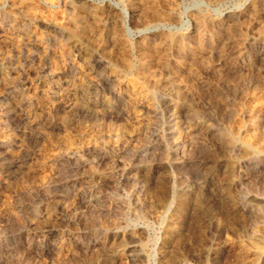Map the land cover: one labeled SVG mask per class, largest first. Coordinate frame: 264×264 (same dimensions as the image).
I'll return each mask as SVG.
<instances>
[{"label": "rangeland", "instance_id": "obj_1", "mask_svg": "<svg viewBox=\"0 0 264 264\" xmlns=\"http://www.w3.org/2000/svg\"><path fill=\"white\" fill-rule=\"evenodd\" d=\"M263 91L264 0H0V264H264Z\"/></svg>", "mask_w": 264, "mask_h": 264}, {"label": "bare ground", "instance_id": "obj_2", "mask_svg": "<svg viewBox=\"0 0 264 264\" xmlns=\"http://www.w3.org/2000/svg\"><path fill=\"white\" fill-rule=\"evenodd\" d=\"M252 5V4H251ZM257 8V7H256ZM125 15H126V17L129 19L130 18V15H129V13L128 12H125ZM250 26V25H249ZM33 31V30H32ZM24 55V54H23ZM11 70V69H10ZM3 74V73H2ZM9 78V77H8ZM11 81V80H10ZM264 92V91H263ZM31 95V94H30ZM82 96V95H81ZM66 100H67V98H66ZM64 108V107H63ZM189 133V132H188ZM153 134V133H152ZM188 136V135H187ZM246 139V138H245ZM250 141H251V138L249 139ZM116 141V140H115ZM257 145V144H256ZM182 154V153H181ZM180 155V154H179ZM184 157V156H183ZM183 157H181V158H183ZM180 159V158H179ZM177 160V159H176ZM182 160V159H181ZM184 161V160H183ZM170 189V188H169ZM172 189V188H171ZM173 191V190H172ZM167 192V191H166ZM171 192V191H170ZM169 192V193H170ZM181 193V192H180ZM99 194V193H98ZM173 194V193H172ZM170 195V194H169ZM163 196V195H162ZM161 196V197H162ZM177 196V195H176ZM175 196V197H176ZM228 196H229V194H228ZM173 198V197H172ZM178 198V197H177ZM165 199V198H164ZM170 199H171V196H170ZM179 199V198H178ZM166 200V199H165ZM176 200V199H175ZM186 200V199H185ZM188 201V200H187ZM184 202V201H183ZM174 203H175V201H174ZM174 203H173V201H171V200H167L166 202H163L160 206H159V208L160 209H162V213H164L165 215H172V213H174V211H175V206H174ZM178 203V202H177ZM180 203V202H179ZM199 203V202H198ZM187 205V207H188V209H190V210H192V211H195V208L197 207V203L195 204L194 202H192V201H188V203L186 204ZM205 205V204H204ZM154 206V205H153ZM203 206V205H202ZM202 206H200L199 207V209H201V207ZM206 206V205H205ZM155 207V206H154ZM153 207V208H154ZM177 208V207H176ZM183 208V207H182ZM186 209V208H185ZM199 209H198V211H199ZM207 209H209V208H207ZM233 209V208H232ZM156 210V209H155ZM158 210V209H157ZM183 210V209H182ZM159 211V210H158ZM157 211V212H158ZM191 211V212H192ZM233 211V210H232ZM161 212V211H160ZM200 212V211H199ZM212 212V211H211ZM207 213V212H206ZM205 213V214H206ZM210 213V212H209ZM163 214V215H164ZM175 214V213H174ZM177 214H179V213H177ZM192 214V213H191ZM182 215V214H181ZM202 216L204 215V214H201ZM263 218H264V212H263ZM174 216V215H173ZM206 216H208V214L206 215ZM209 217V216H208ZM208 217H206V218H208ZM210 218V217H209ZM208 218V219H209ZM214 219V218H213ZM242 219V218H241ZM172 220V219H171ZM175 220V219H174ZM211 221H213L212 219H211ZM219 221V220H218ZM215 222V221H214ZM169 225H170V223H169ZM172 225V224H171ZM170 225V226H171ZM176 226V225H175ZM169 228V227H168ZM172 228H174V226L172 227ZM171 232V231H170ZM179 233V232H178ZM167 234H169V233H167ZM177 234V233H176ZM172 236V235H171ZM176 236V235H175ZM264 245V244H263Z\"/></svg>", "mask_w": 264, "mask_h": 264}]
</instances>
